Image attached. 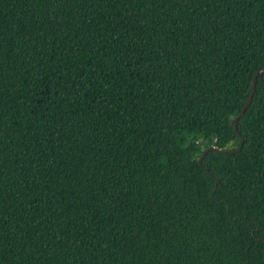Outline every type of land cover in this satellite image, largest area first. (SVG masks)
<instances>
[{"label": "trees", "instance_id": "obj_1", "mask_svg": "<svg viewBox=\"0 0 264 264\" xmlns=\"http://www.w3.org/2000/svg\"><path fill=\"white\" fill-rule=\"evenodd\" d=\"M263 69L264 0H0V264H264Z\"/></svg>", "mask_w": 264, "mask_h": 264}, {"label": "water", "instance_id": "obj_2", "mask_svg": "<svg viewBox=\"0 0 264 264\" xmlns=\"http://www.w3.org/2000/svg\"><path fill=\"white\" fill-rule=\"evenodd\" d=\"M263 71H264V69H263ZM259 73H260V72H258V73L256 74V76H255V78H254V80H253V83H252V91H251V94H250L249 98L247 99V101H246V103H245V105H244V107H243L241 113L236 117V119H235V121H234V124H235V130H236L237 135H240V134H239V131H238V121H239L240 118L244 115V113H245L246 110L250 107V105H251V103H252V101H253L254 93H255V90H256V82H257V78H258ZM243 144H244V139H242V145H241V147H240L238 150H217L216 148L211 147V148L207 149V150L204 152L202 158L200 159V165L203 166V163H202V162H203V158H204V157L206 156V154H207L208 152H210V151L217 150L218 152H222V153H237V152H239V151L241 150Z\"/></svg>", "mask_w": 264, "mask_h": 264}]
</instances>
